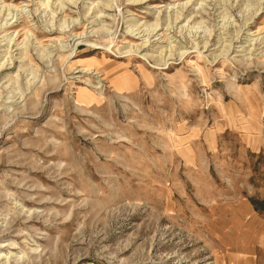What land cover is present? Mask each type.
Returning <instances> with one entry per match:
<instances>
[{
  "label": "rangeland",
  "instance_id": "374dc122",
  "mask_svg": "<svg viewBox=\"0 0 264 264\" xmlns=\"http://www.w3.org/2000/svg\"><path fill=\"white\" fill-rule=\"evenodd\" d=\"M4 245L264 264V0H0Z\"/></svg>",
  "mask_w": 264,
  "mask_h": 264
},
{
  "label": "bare ground",
  "instance_id": "6f19581e",
  "mask_svg": "<svg viewBox=\"0 0 264 264\" xmlns=\"http://www.w3.org/2000/svg\"><path fill=\"white\" fill-rule=\"evenodd\" d=\"M138 1H141V2H142V1H144V0H133V2H136V3H137ZM189 1H190V0H189ZM156 27H157V25H156ZM140 48H141V47H140ZM140 48H139V49H140ZM144 48H146V47H144ZM144 50H145V49H144ZM181 55H183V53H180V56H181ZM144 57L147 58L146 55H144ZM4 247H6V245H4V246H0V249H1V248H4Z\"/></svg>",
  "mask_w": 264,
  "mask_h": 264
}]
</instances>
